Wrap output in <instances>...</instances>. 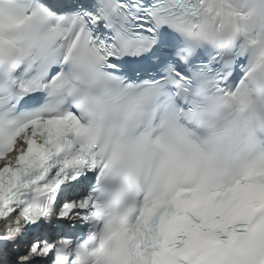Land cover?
I'll use <instances>...</instances> for the list:
<instances>
[{"label":"snow or ice","instance_id":"snow-or-ice-1","mask_svg":"<svg viewBox=\"0 0 264 264\" xmlns=\"http://www.w3.org/2000/svg\"><path fill=\"white\" fill-rule=\"evenodd\" d=\"M0 264H264V0H0Z\"/></svg>","mask_w":264,"mask_h":264}]
</instances>
